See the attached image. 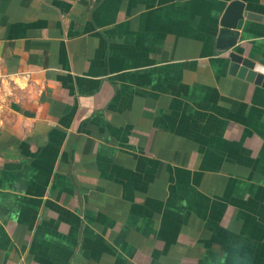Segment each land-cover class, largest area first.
I'll use <instances>...</instances> for the list:
<instances>
[{
  "label": "crops",
  "instance_id": "obj_1",
  "mask_svg": "<svg viewBox=\"0 0 264 264\" xmlns=\"http://www.w3.org/2000/svg\"><path fill=\"white\" fill-rule=\"evenodd\" d=\"M264 0H0V264H264Z\"/></svg>",
  "mask_w": 264,
  "mask_h": 264
},
{
  "label": "water",
  "instance_id": "obj_2",
  "mask_svg": "<svg viewBox=\"0 0 264 264\" xmlns=\"http://www.w3.org/2000/svg\"><path fill=\"white\" fill-rule=\"evenodd\" d=\"M240 25L241 20L229 25L221 24L218 36L219 48L226 51L225 56L230 60V72L264 86V66L254 63L232 50V47L237 43V33L241 27Z\"/></svg>",
  "mask_w": 264,
  "mask_h": 264
}]
</instances>
